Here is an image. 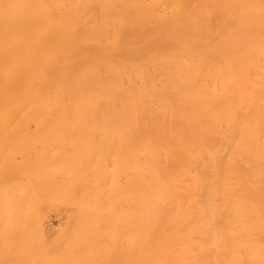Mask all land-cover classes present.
<instances>
[{
    "label": "bare ground",
    "instance_id": "bare-ground-1",
    "mask_svg": "<svg viewBox=\"0 0 264 264\" xmlns=\"http://www.w3.org/2000/svg\"><path fill=\"white\" fill-rule=\"evenodd\" d=\"M0 264H264V0H0Z\"/></svg>",
    "mask_w": 264,
    "mask_h": 264
}]
</instances>
